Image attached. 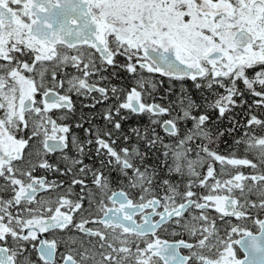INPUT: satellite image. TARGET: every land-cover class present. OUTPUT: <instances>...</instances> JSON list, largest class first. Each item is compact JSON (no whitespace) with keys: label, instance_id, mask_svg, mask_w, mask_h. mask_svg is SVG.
Wrapping results in <instances>:
<instances>
[{"label":"snow or ice","instance_id":"6c2138e0","mask_svg":"<svg viewBox=\"0 0 264 264\" xmlns=\"http://www.w3.org/2000/svg\"><path fill=\"white\" fill-rule=\"evenodd\" d=\"M0 264H264V0H0Z\"/></svg>","mask_w":264,"mask_h":264},{"label":"flooded vegetation","instance_id":"af4514ba","mask_svg":"<svg viewBox=\"0 0 264 264\" xmlns=\"http://www.w3.org/2000/svg\"><path fill=\"white\" fill-rule=\"evenodd\" d=\"M113 83H120V84H122V85L125 86V87H129V86H130V78L127 76L126 73H123V72H122V73H121V80H119V81H113ZM174 83H175L176 91H179V87H180L179 84H178L177 82H174ZM186 83H187V87H188L189 89H192V83H191V81H187ZM167 88H168V82H167V80H165L164 85H162V86H160V87L158 88V90H157V92L155 93V95H156L157 97L164 95L165 90H166ZM193 95L196 96V97L198 98V93H195V91H193ZM74 99H75V98H74ZM169 99H175V97L172 96V97H169ZM156 102H158V103H164V101H161V100H159V99H157ZM83 103H88V101H87V102H86V101H83ZM249 103H251V98H249ZM76 104H77V109H78V111H79V109H80V105H81V100H76ZM84 111L87 112V111H89V110H88V109H84ZM236 112L239 113V115H238L236 118H237V119H242L243 116H244V110H242V109H237ZM165 118H167V117H165ZM137 123H139V124H141V125L147 123V117H146V116H145V117H133L132 119H130V120L128 121V124L126 125V127L129 126V125L137 124ZM220 126H221V127H230V125H229L227 119H225V120L221 123ZM231 143H232V139H231L230 137H228V136H225V137H224V142H222V143L220 144V148H219V150H220L222 153H225V152L228 150V145H230ZM85 162L87 163L88 161H85ZM151 162H152V161H149V163H151ZM37 174L39 175L40 173H37ZM61 179H65V178H64V177H61ZM75 191H76V192H79V191H80L79 187H77ZM201 191H202V190H201ZM233 222H235V218H233ZM238 255H239L240 258H243V252H242V251H239V249H238Z\"/></svg>","mask_w":264,"mask_h":264},{"label":"bare ground","instance_id":"6f19581e","mask_svg":"<svg viewBox=\"0 0 264 264\" xmlns=\"http://www.w3.org/2000/svg\"><path fill=\"white\" fill-rule=\"evenodd\" d=\"M87 102V101H86Z\"/></svg>","mask_w":264,"mask_h":264}]
</instances>
